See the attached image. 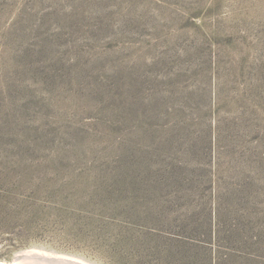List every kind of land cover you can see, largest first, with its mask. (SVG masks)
Wrapping results in <instances>:
<instances>
[{
    "label": "rangeland",
    "instance_id": "374dc122",
    "mask_svg": "<svg viewBox=\"0 0 264 264\" xmlns=\"http://www.w3.org/2000/svg\"><path fill=\"white\" fill-rule=\"evenodd\" d=\"M39 253L264 264V0H0V264Z\"/></svg>",
    "mask_w": 264,
    "mask_h": 264
},
{
    "label": "bare ground",
    "instance_id": "6f19581e",
    "mask_svg": "<svg viewBox=\"0 0 264 264\" xmlns=\"http://www.w3.org/2000/svg\"><path fill=\"white\" fill-rule=\"evenodd\" d=\"M35 257L40 261V263H35L33 260H29L30 257L27 256V257L18 258L14 262V264H88V263L83 262L81 260L71 258V257L65 256V255L39 253Z\"/></svg>",
    "mask_w": 264,
    "mask_h": 264
}]
</instances>
